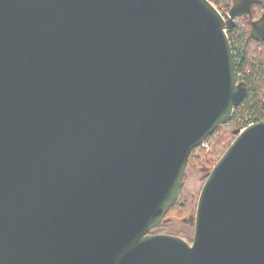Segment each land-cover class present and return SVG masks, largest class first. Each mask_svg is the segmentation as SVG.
Segmentation results:
<instances>
[{
    "label": "water",
    "instance_id": "water-1",
    "mask_svg": "<svg viewBox=\"0 0 264 264\" xmlns=\"http://www.w3.org/2000/svg\"><path fill=\"white\" fill-rule=\"evenodd\" d=\"M209 0H0V264H264V119L152 233L246 95ZM185 220V219H183Z\"/></svg>",
    "mask_w": 264,
    "mask_h": 264
},
{
    "label": "trees",
    "instance_id": "trees-1",
    "mask_svg": "<svg viewBox=\"0 0 264 264\" xmlns=\"http://www.w3.org/2000/svg\"><path fill=\"white\" fill-rule=\"evenodd\" d=\"M217 8H225L229 12L231 0H209ZM226 16V12H222ZM264 15V0H254L250 4L249 14L237 16L231 26H226V34L233 52V65L237 82L246 87L243 100L234 106L231 116L218 124L203 141L196 145L187 160L186 168L211 169L225 149L235 138L234 129H242L250 123L264 119V37L250 35V28ZM204 143V145H202ZM185 178V176H184ZM187 208L178 198L165 217L183 220ZM184 220V221H185ZM161 224L152 233L165 230ZM178 236L181 233H172ZM186 236V235H184ZM187 237V236H186Z\"/></svg>",
    "mask_w": 264,
    "mask_h": 264
},
{
    "label": "rangeland",
    "instance_id": "rangeland-1",
    "mask_svg": "<svg viewBox=\"0 0 264 264\" xmlns=\"http://www.w3.org/2000/svg\"><path fill=\"white\" fill-rule=\"evenodd\" d=\"M232 3L233 1L230 2V5H232ZM214 6L217 8L216 5ZM217 9L221 13L226 12V14H228L227 10L223 7ZM250 35L257 38L264 37V15L259 19V21H257L255 25L250 28ZM206 173V170L197 168H186L185 170L183 188L179 196V200L183 202L187 208V213L184 218H190L194 216L198 195L205 180ZM160 224V228H162V225L165 227V230L160 233H181L186 235L187 237L184 235H181L180 237L186 239L189 242L191 241L193 235V227L189 223V220L184 221L180 220L179 218L171 219L167 217V220ZM152 231H154V229Z\"/></svg>",
    "mask_w": 264,
    "mask_h": 264
},
{
    "label": "built area",
    "instance_id": "built-area-1",
    "mask_svg": "<svg viewBox=\"0 0 264 264\" xmlns=\"http://www.w3.org/2000/svg\"><path fill=\"white\" fill-rule=\"evenodd\" d=\"M202 145H204V143H202Z\"/></svg>",
    "mask_w": 264,
    "mask_h": 264
},
{
    "label": "flooded vegetation",
    "instance_id": "flooded-vegetation-1",
    "mask_svg": "<svg viewBox=\"0 0 264 264\" xmlns=\"http://www.w3.org/2000/svg\"><path fill=\"white\" fill-rule=\"evenodd\" d=\"M231 1H233V0H231ZM203 170V169H202ZM180 196V195H179Z\"/></svg>",
    "mask_w": 264,
    "mask_h": 264
}]
</instances>
